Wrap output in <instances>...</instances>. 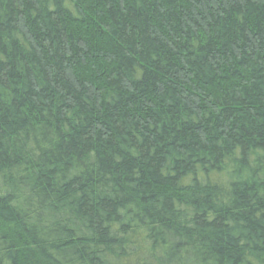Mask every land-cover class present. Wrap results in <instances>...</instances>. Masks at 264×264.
<instances>
[{
	"label": "trees",
	"instance_id": "1",
	"mask_svg": "<svg viewBox=\"0 0 264 264\" xmlns=\"http://www.w3.org/2000/svg\"><path fill=\"white\" fill-rule=\"evenodd\" d=\"M0 264H264V0H0Z\"/></svg>",
	"mask_w": 264,
	"mask_h": 264
}]
</instances>
